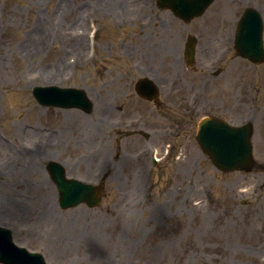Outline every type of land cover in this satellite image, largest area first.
<instances>
[{"label":"rangeland","instance_id":"rangeland-1","mask_svg":"<svg viewBox=\"0 0 264 264\" xmlns=\"http://www.w3.org/2000/svg\"><path fill=\"white\" fill-rule=\"evenodd\" d=\"M155 2L0 0V224L13 228L20 244L44 252L49 264H264V62L234 48L242 12L255 6L264 17V0H216L189 22L171 21L170 10ZM153 10L159 16L143 25ZM135 12L138 20H126ZM90 18L99 26L93 56ZM189 34L198 38L191 65L181 61ZM71 55L79 60L69 62ZM219 68L196 109L199 96L192 102L190 94L205 72ZM52 71L57 78L39 79ZM147 74L174 84L187 77L189 85L177 84L172 94L194 107L186 129L170 141L173 154L183 155L156 164L150 146H158L160 157L171 146L140 141L135 85ZM51 83L83 87L92 110L42 106L32 87ZM168 110L178 119L185 108ZM206 113L252 121V170L214 165L196 139ZM49 159L63 161L70 176L102 180V203L60 207ZM149 169L165 174L150 189L143 175Z\"/></svg>","mask_w":264,"mask_h":264},{"label":"water","instance_id":"water-1","mask_svg":"<svg viewBox=\"0 0 264 264\" xmlns=\"http://www.w3.org/2000/svg\"><path fill=\"white\" fill-rule=\"evenodd\" d=\"M200 3H203V1H200ZM257 29H261V20L258 18V14L256 12H248L243 19L242 25H240L237 46L243 54L255 60H260L264 55H259L263 53V50L259 38L261 30L257 31ZM192 50L193 42L190 47V51ZM41 89L35 88L34 92L44 104H62L66 106L76 104L86 110L91 109V103L88 98H86L87 102H84L78 90L65 89L63 92L57 93V95H52L49 92L51 88ZM65 92L69 93L65 96L59 95ZM214 119L206 118L202 120L198 138L209 151L215 163L224 169L243 168L249 165L251 162L250 126L244 125L239 128H230L226 125L214 123ZM49 168L58 181L64 205L75 204L82 199H86L91 205L100 202V196L97 194L95 187L67 180L63 168L57 162L49 163ZM0 259L18 264L6 259L4 251H0Z\"/></svg>","mask_w":264,"mask_h":264},{"label":"bare ground","instance_id":"bare-ground-1","mask_svg":"<svg viewBox=\"0 0 264 264\" xmlns=\"http://www.w3.org/2000/svg\"><path fill=\"white\" fill-rule=\"evenodd\" d=\"M76 24H77V23H76ZM78 40H80V39H77V41H78ZM78 60H79V58H78ZM64 67H65V66H64ZM48 74H49V76L46 75V73H42L39 79H45V78L55 79V78H57V73H54L53 71H52V72H49ZM5 150H8V149L5 148ZM101 151H102V148L99 149L97 155H98ZM47 152H48L47 150H46V151H41V152H40V155H41V154H44V155H45V154H47ZM104 164H105V162L103 161L102 166H104ZM46 211H47V209H46ZM54 211H55V208L52 207V208L50 209V213L53 214Z\"/></svg>","mask_w":264,"mask_h":264}]
</instances>
